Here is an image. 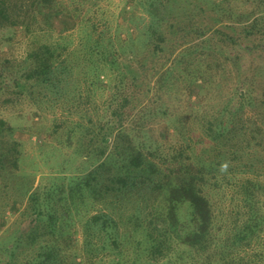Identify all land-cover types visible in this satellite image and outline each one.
<instances>
[{
    "label": "rangeland",
    "instance_id": "374dc122",
    "mask_svg": "<svg viewBox=\"0 0 264 264\" xmlns=\"http://www.w3.org/2000/svg\"><path fill=\"white\" fill-rule=\"evenodd\" d=\"M246 4L55 0L49 10L55 17L52 26L34 23L31 34L20 24L7 25L0 13V118L12 127L10 134L0 128V152L12 146V139L18 157L17 167L0 172V264L21 262L42 242L32 249L28 245L31 228L49 218L37 216L33 196L38 195L41 209L55 219L53 234L44 237L53 239L62 254L77 253L81 264L153 263L163 256L160 247L137 246L132 233L130 215L140 193L145 223L155 188L151 211L162 215L169 196L161 189L165 176L187 154L203 159L216 148L244 166L249 158L257 165L264 161V132L257 134L264 130V40L251 34L254 22L260 26L264 0ZM153 22L164 38L161 50L149 29ZM200 27L206 31L197 35ZM41 42L52 51V71L44 80L26 75L27 51ZM207 65L210 76L205 77ZM243 78L250 86L241 92L249 99L225 105ZM135 149L143 153V167L154 163L145 189L139 179L133 185L135 172L128 171ZM101 162L105 166L90 179ZM119 173L128 176L126 186L117 181ZM238 173L241 180L247 171ZM88 177L90 185L80 188ZM233 181L229 178L226 194L211 192L217 223L228 232L235 228L236 215L241 211L244 217L247 210L234 200ZM182 206L178 220L185 222L189 207ZM102 212L117 227L99 233L95 227V244L87 248L85 220ZM110 235L118 247L110 246ZM234 255L264 264V231Z\"/></svg>",
    "mask_w": 264,
    "mask_h": 264
},
{
    "label": "trees",
    "instance_id": "16d2710c",
    "mask_svg": "<svg viewBox=\"0 0 264 264\" xmlns=\"http://www.w3.org/2000/svg\"><path fill=\"white\" fill-rule=\"evenodd\" d=\"M242 2L244 7H246V3L249 0H242ZM53 6H55V0H0V13H2L7 25L14 26L15 24H20L25 28L26 33L31 34L34 32V23L45 22L46 25L51 24L52 26L55 17L49 13V10ZM259 7L258 4V13L260 11ZM260 14L259 17L257 16L260 20V26H257L256 22H254L255 26L252 25L254 27L251 34L252 36L260 35L261 39L264 40V8ZM190 24L188 23L183 29H187L191 26ZM37 26L38 28L41 27L40 24ZM156 26V23L153 22L150 24L149 29H152L151 34L157 38L158 43H155L154 46L158 49L160 47L159 41L162 40L163 35L158 28H155ZM204 31H206L205 27H200L199 30L196 28L194 32L199 35ZM218 32L220 31H215V33ZM50 46L48 43L41 42L28 49L25 56L30 61L27 76L42 75V80L48 77L52 71L50 63L52 51ZM208 69H210V65H207V68L203 72L205 77L210 76ZM203 75L202 72H199L198 78H203ZM239 80H237L235 92L230 94L227 100L223 101L225 105H235L238 102L241 105L242 102L244 104L242 100L249 99L245 91L241 92V90L248 89L250 84L244 78L242 82H238ZM238 86L240 87L236 90ZM204 87H199V90L202 91H198L201 97L204 94ZM0 128L2 131H7L8 134L12 132V127L3 118H0ZM262 130L263 128H260L257 134L264 132ZM215 134H217L216 131ZM11 141L12 146L8 150L0 152V172L4 169L10 170L17 167L18 157L13 152L17 150L16 141L12 139ZM216 150V148L210 149L207 158L202 159L196 154H187L180 159L178 167L171 173H167L165 176L166 180L161 186L163 192L169 195L163 203L162 215L151 211L152 203L157 198L155 188L154 194L151 197L152 203L146 211L145 223V215L142 214L144 201V197L142 196L144 193H140L139 200L142 205L139 204L138 200L137 207L133 211V216L130 215V218L134 219L132 233L138 236L137 246L140 244V246L145 248L148 246L147 243H151L153 246L160 247V253L163 254L162 257H157L155 262H149V264H261V261L254 260L253 257L245 261V259L236 258L233 255L234 253H238L239 247L243 243L249 244L251 240H256L260 233L264 231V179L260 172H264V168L262 167L264 166V161H259L257 165L249 158V165L244 166L243 161L239 160L235 162L234 159L228 158L224 151L217 152ZM130 157V165L133 168L128 171L135 172L132 176V183L135 185V182L139 179L141 180L142 189H145L148 182L152 180L150 176L154 172L152 168L154 163L149 162L150 167L147 164L143 167V153L139 149H135ZM101 166L104 167L105 162L99 163L97 168L90 172V179L92 177L96 178L95 175L99 173ZM253 166L259 167L258 169H254ZM240 170L247 171L241 180L238 178V171ZM156 172L161 173L160 171ZM116 178H118L117 181L122 185H127L128 176L124 177L119 173V175H116ZM229 178L235 180L233 181L234 187H237L232 191L235 197L234 200H237L239 207L243 205L247 209L244 213L245 218L241 211L234 218L237 223L236 225L234 224L235 228L232 232L226 231L224 226L217 223L218 214L215 211V204L211 198L213 197L211 192L214 190L216 193L218 190L220 192L224 190L223 194L228 192L230 188L227 185ZM90 179L89 177L85 178L83 185L79 183L80 188L89 186ZM33 200L39 203V209L37 210L38 218H47L46 214L49 215V218L45 221L46 224H38L31 228L28 232V245L32 249L41 238L42 242H39L37 251L32 255L29 254L21 262L11 260L8 264H81L77 258V253L62 254L61 248L57 247L53 239L46 240L44 236L49 233L53 234L55 219L52 215L41 209L42 204L39 201V195L37 197L33 196ZM183 203H187L189 207L188 220H185V222L178 220ZM234 219H232V222H234ZM147 220H149L151 226L146 222ZM116 225V220L109 213H93L87 217L85 220V230L88 231V235L85 246L90 249L91 246H94L95 242L93 238L97 235L95 231L99 233L101 230L115 229ZM95 227H97V230L93 231ZM108 238L111 240L110 246L118 247V243H116L117 239L114 235H110ZM120 240H122L121 236Z\"/></svg>",
    "mask_w": 264,
    "mask_h": 264
}]
</instances>
